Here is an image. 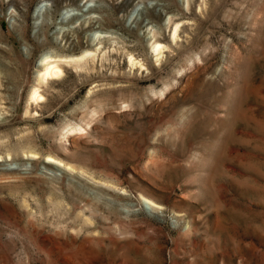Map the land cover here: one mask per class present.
Masks as SVG:
<instances>
[{"label": "rangeland", "instance_id": "rangeland-1", "mask_svg": "<svg viewBox=\"0 0 264 264\" xmlns=\"http://www.w3.org/2000/svg\"><path fill=\"white\" fill-rule=\"evenodd\" d=\"M0 264H264V0H0Z\"/></svg>", "mask_w": 264, "mask_h": 264}, {"label": "bare ground", "instance_id": "bare-ground-1", "mask_svg": "<svg viewBox=\"0 0 264 264\" xmlns=\"http://www.w3.org/2000/svg\"><path fill=\"white\" fill-rule=\"evenodd\" d=\"M41 9L39 10V13L41 12ZM36 12V11H35ZM175 31H176V28L174 30V33L175 34ZM176 35V34H175ZM174 35V36H175ZM160 47V46H159ZM52 61V59H51ZM50 60H48V56H44L41 60V63L44 65V69L43 71L41 72L40 74V78H46V77H49V76H55L57 75L58 73L61 72V69L57 66V64L55 63H52ZM54 61V60H53ZM56 61V60H55ZM54 61V62H55ZM51 78V77H50ZM48 79V78H47ZM37 89V88H36ZM39 91L37 90H33L32 94H31V99H40L42 98V96L38 93ZM42 100V99H41ZM51 159H49L48 161H46V163H51L50 161Z\"/></svg>", "mask_w": 264, "mask_h": 264}]
</instances>
